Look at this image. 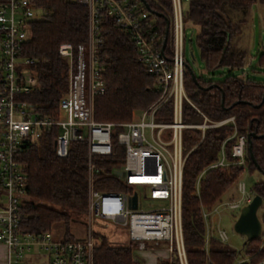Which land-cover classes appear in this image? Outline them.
Returning a JSON list of instances; mask_svg holds the SVG:
<instances>
[{
	"label": "built area",
	"instance_id": "obj_1",
	"mask_svg": "<svg viewBox=\"0 0 264 264\" xmlns=\"http://www.w3.org/2000/svg\"><path fill=\"white\" fill-rule=\"evenodd\" d=\"M76 1L87 9V39L76 45L61 42L57 47L58 55L66 63L67 86L55 115L40 114L35 104L24 98L37 88L38 78L30 69L33 60L22 56L21 51L30 38L32 22L41 15L32 0L0 2V243L5 247L6 264H94L93 251L98 243L93 221L113 223L134 243L133 250L144 251L149 244L162 242L165 264H189L181 225V199L183 166L192 148L185 151L183 132L199 129L202 139L207 128L229 122L235 126L234 116L208 118L185 91L182 42L189 0H170V60L162 45L159 47L160 38L149 13L133 0ZM104 18H112L132 40L135 58L155 77L159 92L158 98L135 112L130 121L115 123L94 118V98L106 90L98 58ZM169 99L171 120H155L157 108ZM185 102L198 113L200 122L183 120ZM53 128V151L57 157H66L73 142L86 144L87 210L84 224L78 222L84 228L82 236L66 235L63 229L36 234L21 233L19 229L23 204L29 197L27 176L18 156ZM232 137V163L244 171L246 137L237 135L235 128L225 140ZM114 140L123 147V163L111 167L109 174L121 188L95 189L94 159L111 155ZM225 140L218 161L207 168L229 164L224 156ZM236 187L239 198L220 200L211 210H201L206 250L211 236L223 244L228 239L223 229L213 227L212 216L220 212V207L230 212L241 210L254 196L246 192L243 181L239 180ZM134 194L135 208L131 206ZM145 200L155 205L149 207L151 204L145 205ZM256 264H264V259Z\"/></svg>",
	"mask_w": 264,
	"mask_h": 264
},
{
	"label": "trees",
	"instance_id": "obj_2",
	"mask_svg": "<svg viewBox=\"0 0 264 264\" xmlns=\"http://www.w3.org/2000/svg\"><path fill=\"white\" fill-rule=\"evenodd\" d=\"M3 0H0V2ZM41 17L32 22L29 40L24 43L21 55L31 58L30 69L38 78V86L24 98L35 104L42 115H55L58 101L67 86L65 61L58 55L61 42L74 45L87 39V9L76 0H32ZM146 10L153 21L161 47L168 23V34L163 47L170 60L171 1L133 0ZM257 0H189L185 22L197 29L196 42L208 71L227 67L228 73L221 80L196 76L197 83L187 68L183 82L188 98L210 119L218 120L234 116V123L207 128L201 138L196 128L185 129L183 144L188 154L182 173L181 225L189 264H256L264 259V232L256 239L247 241L244 249L227 248L211 236L205 249V224L201 210H211L223 195L241 178L242 169L232 163L231 145L235 137L225 140L234 128L237 135L254 133L250 151L263 174L254 183L253 194L262 198L264 208V84L247 76L232 74L243 66V52L232 49V22L228 12L247 9ZM263 4L264 0H259ZM102 45L98 58L102 66L101 78L106 90L94 98L95 120L125 122L138 110L151 105L159 96L155 77L149 74L135 58L136 48L120 25L112 18L102 22ZM264 64V50L257 53ZM187 64V63H186ZM188 65V64H187ZM189 66V65H188ZM190 67V66H189ZM191 68V67H190ZM172 101L169 99L155 112V120H171ZM183 120L191 122L198 113L186 102L183 104ZM117 131V130H116ZM56 128L28 146L18 156L27 176L26 191L29 199L23 204L19 229L21 233H42L53 225L63 222V230L69 235L70 222L81 221L87 210V152L84 142H73L66 157H57L53 151ZM115 139V138H114ZM226 166L207 168L218 161L222 142ZM246 140L247 170L256 168L251 161ZM96 171L93 186L99 190H113L121 185L110 176L113 166L123 163V147L115 142L113 153L94 159ZM124 189H128L123 187ZM129 190V189H128ZM264 226V216L260 217ZM131 245H111L104 241L93 251L94 264H135Z\"/></svg>",
	"mask_w": 264,
	"mask_h": 264
},
{
	"label": "rangeland",
	"instance_id": "obj_3",
	"mask_svg": "<svg viewBox=\"0 0 264 264\" xmlns=\"http://www.w3.org/2000/svg\"><path fill=\"white\" fill-rule=\"evenodd\" d=\"M186 9V5H183ZM228 16L232 22L233 28V38L231 40L232 49L243 52V66L241 69L232 70L231 73L235 75L247 76L256 82L264 84V64H260L258 61L257 53L264 50V11L263 4L261 1L257 0L247 9H233L228 12ZM198 29L191 22L184 23V37L182 42L183 58L184 61L191 67L192 71L196 76H200L204 79L211 80H221L228 73L227 67L214 68L208 71L203 60L200 56V51L196 42ZM201 117L192 119L191 122H200ZM263 179V174L259 171L254 170L249 172L246 168L241 174L240 180L244 182L246 192L253 193L254 183L258 180ZM240 197V192L237 190L235 185H232L226 193L223 195L222 200L235 199ZM144 204H151L149 207L155 205V203L145 200ZM244 204V203H243ZM242 204V205H243ZM240 213V209L230 212L224 207H220V212L212 216L213 227H220L223 229L228 239L224 243L227 248H232L237 251H242L244 249L245 236L234 231L233 225ZM258 217L264 216V208L261 206L257 210ZM82 224V217H79ZM63 222H58L53 225L52 230L57 233L63 229ZM92 226L96 229L94 233L97 239V245H100L102 241L105 240L107 244L111 245H128L130 244L133 249L135 247L133 242H129L127 236L121 229H118L109 221H93ZM81 227V228H80ZM69 229L75 231V233H69L70 235L82 236L83 235V225L75 222L73 224L70 222ZM80 229V233L78 230ZM70 231V232H71ZM264 232V226L262 225V233ZM261 233V234H262ZM155 247L156 245L151 243ZM162 242L158 243L161 247ZM142 256V255H141ZM132 258L135 264H137L136 259ZM146 258H151L146 255Z\"/></svg>",
	"mask_w": 264,
	"mask_h": 264
},
{
	"label": "water",
	"instance_id": "obj_4",
	"mask_svg": "<svg viewBox=\"0 0 264 264\" xmlns=\"http://www.w3.org/2000/svg\"><path fill=\"white\" fill-rule=\"evenodd\" d=\"M168 30H169V27L167 23L166 29H165V37L162 43V48L165 45ZM185 67L189 70L193 81L197 83L195 73L192 71V69L187 64H185ZM262 99H264V93H263ZM254 136H256L254 133L247 134L246 136V140L248 143L247 148H248L251 161L255 164L258 171H260L250 151L251 138ZM135 199H136V195L134 194L132 203H131V206L133 208H135L136 206ZM261 205H262V198L258 194H254L251 201L241 208L240 213L234 222V225H233L234 231L241 235H244L247 241L258 238L262 233V223L257 214V210L259 209Z\"/></svg>",
	"mask_w": 264,
	"mask_h": 264
},
{
	"label": "crops",
	"instance_id": "obj_5",
	"mask_svg": "<svg viewBox=\"0 0 264 264\" xmlns=\"http://www.w3.org/2000/svg\"><path fill=\"white\" fill-rule=\"evenodd\" d=\"M81 228V227H80ZM80 233V229L78 230ZM163 244V243H162ZM158 246V244H155ZM153 247L149 245L144 251L133 250V257L136 259L137 264H165V245L161 247ZM142 255V256H141ZM146 255L151 258L147 259ZM0 264H6V251L3 244L0 243Z\"/></svg>",
	"mask_w": 264,
	"mask_h": 264
}]
</instances>
